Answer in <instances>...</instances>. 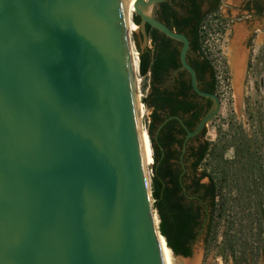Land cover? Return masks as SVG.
I'll list each match as a JSON object with an SVG mask.
<instances>
[{"label": "water", "instance_id": "1", "mask_svg": "<svg viewBox=\"0 0 264 264\" xmlns=\"http://www.w3.org/2000/svg\"><path fill=\"white\" fill-rule=\"evenodd\" d=\"M120 1L0 0V264H163ZM172 1L136 0L135 14L146 42L148 25L182 45L194 93L213 102L194 131L180 120L184 154L221 101L200 89L189 39L155 16Z\"/></svg>", "mask_w": 264, "mask_h": 264}, {"label": "trees", "instance_id": "2", "mask_svg": "<svg viewBox=\"0 0 264 264\" xmlns=\"http://www.w3.org/2000/svg\"><path fill=\"white\" fill-rule=\"evenodd\" d=\"M218 6L219 4L208 13L215 12ZM155 16L170 29L189 39L188 62L197 74L199 87L204 92L216 94L213 68L203 50V29L207 14L201 12L199 0H174L160 4ZM133 21L135 25L141 24V18L135 13ZM146 32L151 46L145 50L141 48L142 42L135 39L140 62L134 51L138 78L141 75L140 77L149 78L150 81V92L142 102L151 110L148 133L152 143L151 145L149 141L151 158L154 159V205L167 248H171L177 256L191 258L193 247L200 240L208 245L218 225H245L246 221H232L228 215L230 200L224 198L225 186L229 182L228 171L222 173L215 169L214 172H208L203 169L207 159L217 155L216 146L206 140L207 129L199 137L190 139L186 152H182L187 132L180 120L189 131H194L212 108L213 102L194 93L190 76L182 70L180 63L182 45L148 25ZM168 119L170 120L158 131L160 125ZM252 182L249 183L246 179L249 184L245 204L255 206L260 216V223L257 225H264V209L259 200L262 197V181L257 179ZM238 201L243 204V197ZM155 225L158 228L156 218ZM230 229L225 227L221 242H217L216 237L213 240L218 248L223 244L224 249L230 252L234 264H240L236 259L237 245L231 239ZM262 231L264 228L261 227ZM159 240L165 242L160 237Z\"/></svg>", "mask_w": 264, "mask_h": 264}, {"label": "rangeland", "instance_id": "3", "mask_svg": "<svg viewBox=\"0 0 264 264\" xmlns=\"http://www.w3.org/2000/svg\"><path fill=\"white\" fill-rule=\"evenodd\" d=\"M224 6L227 7H224L225 12L223 14L228 20L227 23L231 25L229 32L223 37H216L211 22L206 23L203 50L208 58L211 56V50H215L218 59L223 65H226V61L230 60V50L239 43L242 29L247 28L245 26L247 20L244 18L240 21L235 18L233 20L228 19L227 10L232 11L233 17H236L234 0L225 1ZM132 13L134 15V11ZM210 20L211 18H209ZM132 32V45L140 62V54L135 39L142 42V50L151 46V42L144 40L141 28L137 27ZM257 35L259 37L255 42L256 51L253 54V63L248 71L246 82L244 81L246 64L242 69L243 74L241 73L243 76L242 98H238L234 81L233 83L227 81L229 76L226 77L225 81L227 82L220 88L221 113L206 128V140L216 146L217 155L209 157L203 166V169L208 172H214L215 169L221 170L222 173L228 171L229 182L224 191V198L230 200L228 215L232 221L246 222L245 225H218L213 239L216 237L217 242H221L225 227H230L231 239L237 245L235 248L236 259L240 264H264V231L261 232V227L264 228V225H257L260 223V216L257 214L255 206L251 203L246 206L244 200L247 197L248 184L257 179L261 180L262 197L259 200L262 201L261 208L264 209V30L261 29ZM217 40L220 42L217 43ZM140 76L138 87L143 104L142 100L150 92V81L149 78ZM144 111L145 114L144 112L141 113L142 127L144 132L147 131L146 133H148L151 110L144 105ZM146 133L142 134L141 143L145 156L144 165L149 167V178L152 180L154 159L151 158L150 143ZM246 179L249 181L248 184ZM257 183L260 182L257 181ZM240 197H243V204L238 201ZM220 223L223 222L220 221ZM213 239L208 245L204 240H200L193 247V255L186 260L187 262L170 256L164 250L162 241L158 239L163 264H180V262L190 264L188 262L193 258L197 259V264H234L230 252L224 249L223 244L218 248Z\"/></svg>", "mask_w": 264, "mask_h": 264}, {"label": "flooded vegetation", "instance_id": "4", "mask_svg": "<svg viewBox=\"0 0 264 264\" xmlns=\"http://www.w3.org/2000/svg\"><path fill=\"white\" fill-rule=\"evenodd\" d=\"M225 1L228 0H199V6L201 12L207 14V19L205 21V24L211 22V26L213 28V32L216 35V37L217 36L223 37L224 35H227L229 32V28L231 27V25L227 23L228 20L225 18L223 14V12H225L224 7H227L224 6ZM234 3H236L235 6L236 17H233L232 11L227 10L226 15H228V19L233 20V18H235L236 20L240 21L242 18H244L247 20L245 22V26L247 28H245L244 30L242 29L239 43L234 45L233 49L230 50L229 59L232 53L235 55L237 53L238 65H239L237 75L242 73V69L246 64V72L244 78V81L246 82L248 71L251 69V65L253 63L252 60L253 54L256 51L255 42L256 39H258L259 37L257 33L261 29L264 30V0H234ZM218 4L219 6L215 12L208 13L209 11L213 10ZM209 18H211L210 21ZM218 41L220 42V40H217L216 42L218 43ZM228 61H226L225 63L226 65H223L225 68V80L226 77L229 76V79L227 78V81L233 83L234 76L231 69L232 68L231 60ZM211 65L215 77L216 95L219 97L221 101V110H222V99L219 93L221 88L220 84H223V81L220 82L218 79L217 62L215 61L211 62ZM227 81H224V84Z\"/></svg>", "mask_w": 264, "mask_h": 264}, {"label": "bare ground", "instance_id": "5", "mask_svg": "<svg viewBox=\"0 0 264 264\" xmlns=\"http://www.w3.org/2000/svg\"><path fill=\"white\" fill-rule=\"evenodd\" d=\"M135 2H136V0H121L120 4L122 5V9H123V13H124V27H125L126 35H127V38H128V44H127L126 50H127V58H128L129 66H130L131 76H132L135 108H136V112L138 114V121L140 122V120L142 119L141 113L144 112V114H145V111H144V106L141 103V99H140V94H139V89L140 88L138 87V85H139L138 84V79L139 78H138V76L136 74L137 61L135 60V56H134L135 53H134V49L132 47L133 45H132V41H131V32L138 27L137 25H135L134 22H132L133 19L131 20L132 12L134 11V13H135V11H136ZM230 60H231V67H232L231 69H232V72H233V76L236 77L237 76V71H238V68H239L237 53H236V55L232 53V55H230ZM139 125H138V129H139V133L138 134H139L140 153H141L142 164H143V172H144V178H145L146 186L148 188L149 205L152 206V199L150 198L151 180L149 178V167L146 168V165H144L145 156H144V152H143V149H142V143H141L142 134H145L146 132H144L142 125L141 124H139ZM148 138H149V136H148ZM149 141H150V139H149ZM150 143H151V141H150ZM155 218L158 220V217H157L156 213L154 212L153 213L154 224H155ZM158 222H159V220H158ZM158 226H159V223H158ZM155 228H156V230H158L156 225H155ZM159 237H158V239H159ZM161 239H163V238H161ZM162 243H163L164 250L170 256L176 257L173 254V252L169 248H167L168 246L166 245V241L162 242ZM178 259L181 260V261H184V260H182L180 258H178ZM184 262H187V261H184ZM180 264H187V263H181L180 262ZM190 264H192V263H190Z\"/></svg>", "mask_w": 264, "mask_h": 264}, {"label": "built area", "instance_id": "6", "mask_svg": "<svg viewBox=\"0 0 264 264\" xmlns=\"http://www.w3.org/2000/svg\"><path fill=\"white\" fill-rule=\"evenodd\" d=\"M203 30H206V27H204ZM210 60V62H217V72H218V79L220 82L223 81V84H220V87H222L224 85V81H225V68L223 66V64L221 63V61L218 59V54H216V51L211 50V56L210 58H208Z\"/></svg>", "mask_w": 264, "mask_h": 264}]
</instances>
